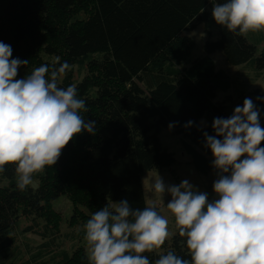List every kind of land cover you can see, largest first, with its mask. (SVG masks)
I'll list each match as a JSON object with an SVG mask.
<instances>
[{"label":"trees","instance_id":"16d2710c","mask_svg":"<svg viewBox=\"0 0 264 264\" xmlns=\"http://www.w3.org/2000/svg\"><path fill=\"white\" fill-rule=\"evenodd\" d=\"M0 1V264H96L93 235L98 264L264 259V91L251 90V113L232 112L217 96L234 79L213 57L264 72V31L250 16L264 0ZM201 24L208 37L193 55L185 33ZM76 67L91 72L74 79ZM163 128L195 172L221 174L229 196L219 207L208 190L183 187L194 201L158 251L137 230L160 227L143 173L177 162ZM249 152L256 162L245 170ZM62 196L78 207L70 247L56 236Z\"/></svg>","mask_w":264,"mask_h":264},{"label":"rangeland","instance_id":"374dc122","mask_svg":"<svg viewBox=\"0 0 264 264\" xmlns=\"http://www.w3.org/2000/svg\"><path fill=\"white\" fill-rule=\"evenodd\" d=\"M0 5L2 2L0 1ZM241 6L237 4L234 8L228 11V15L231 17H237ZM252 24L255 27H260L264 31V9L250 13ZM188 37L187 42L191 44L190 53L196 55L202 51V45L208 35H205L203 26L196 27L194 30L185 33ZM261 48L264 46V42L258 44ZM216 61L217 67L224 72L225 75L234 79L231 89L227 92H219L217 97L221 99L225 98L229 104V109L238 114L243 113L245 115L255 110L256 106L251 99V90L254 87H259L264 91V72L257 78H254L255 72L251 73L247 70V67L237 65H227L223 56L220 53L213 55ZM87 72L85 70H78L76 67L72 76L74 79H81ZM253 75V76H252ZM250 84L249 89H244L242 83L247 82ZM36 122L42 129V134L46 135V123L41 116L34 114ZM205 120L203 119V124ZM161 138L164 145L172 150L176 155V164L169 168H163L161 170H148L143 173L142 182L144 186L145 199L148 204L157 205L159 210L160 222L159 229L154 232L148 223H144L137 230V236L152 244L158 251H163L166 246L169 245L172 234L175 232L179 221H181L187 211L189 205L194 201L193 197L187 196L182 191L183 187L194 188L196 190L204 191L208 190L211 196L219 207L223 206L227 197L228 191L225 187V183L221 180V174L217 171L208 173L206 176L195 172L194 166L190 160V156L184 151L180 143L178 135L169 128H163L161 131ZM252 152H249L244 157L245 170H249L254 167L256 158ZM114 207L122 210L118 204H114ZM55 214L58 215L57 220V235L64 237L63 246L70 247L73 241L66 238L68 233L71 237L78 235L81 227L75 223L72 219L73 210L78 211V207H73L71 200L67 196H62L55 201L53 205ZM71 219V220H70ZM43 226L46 221L43 220ZM77 225V226H76ZM73 226V227H72ZM258 228L264 231V223L259 222L256 225ZM96 235L89 236V247L87 248L88 254L94 259V262L98 264L102 261L99 254V241ZM66 238V239H65ZM73 238V239H77ZM78 240V239H77ZM61 246V243H60ZM152 247V248H153ZM254 264H264V259L254 261Z\"/></svg>","mask_w":264,"mask_h":264}]
</instances>
